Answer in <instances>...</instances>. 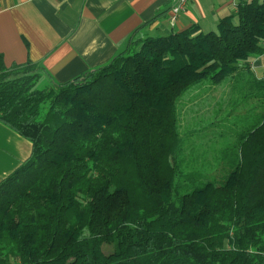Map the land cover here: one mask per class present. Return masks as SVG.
I'll use <instances>...</instances> for the list:
<instances>
[{"label":"trees","instance_id":"1","mask_svg":"<svg viewBox=\"0 0 264 264\" xmlns=\"http://www.w3.org/2000/svg\"><path fill=\"white\" fill-rule=\"evenodd\" d=\"M262 55L252 0L212 32L133 36L63 84L39 88L38 64L0 56V122L33 146L0 183V264H264V78L249 68ZM187 97L193 113L216 97L215 117L235 103L246 123L210 174L187 160Z\"/></svg>","mask_w":264,"mask_h":264},{"label":"crops","instance_id":"2","mask_svg":"<svg viewBox=\"0 0 264 264\" xmlns=\"http://www.w3.org/2000/svg\"><path fill=\"white\" fill-rule=\"evenodd\" d=\"M252 0H192L177 16V0H0V56L5 67L31 61L41 87L63 84L109 64L130 39L156 38L197 26L216 30L238 4ZM250 71L264 78V55ZM33 146L0 122V183L32 154Z\"/></svg>","mask_w":264,"mask_h":264},{"label":"rangeland","instance_id":"3","mask_svg":"<svg viewBox=\"0 0 264 264\" xmlns=\"http://www.w3.org/2000/svg\"><path fill=\"white\" fill-rule=\"evenodd\" d=\"M39 88H42L39 85ZM219 95V94H218ZM216 97L208 99L203 108L191 112L194 109L192 103L188 104L187 100L180 103V133L184 142L188 141L194 146L193 154L188 158L190 167L196 166L197 169L209 171L213 173L218 162L219 152L227 145H233L236 136L233 134L237 130L243 128L246 123H236V115L239 113L235 103L218 115L214 113ZM214 113V114H213ZM195 132V133H194ZM192 134V135H191ZM218 135H223L219 138ZM206 174V173H205ZM103 249L106 252L111 250V240L103 241Z\"/></svg>","mask_w":264,"mask_h":264},{"label":"built area","instance_id":"4","mask_svg":"<svg viewBox=\"0 0 264 264\" xmlns=\"http://www.w3.org/2000/svg\"><path fill=\"white\" fill-rule=\"evenodd\" d=\"M192 0H177L175 6L173 7V13L175 16L179 14L180 11L184 10L186 5Z\"/></svg>","mask_w":264,"mask_h":264}]
</instances>
